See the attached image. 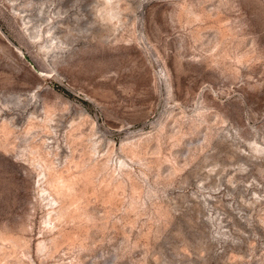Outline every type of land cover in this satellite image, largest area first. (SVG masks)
I'll list each match as a JSON object with an SVG mask.
<instances>
[{
    "label": "rangeland",
    "instance_id": "374dc122",
    "mask_svg": "<svg viewBox=\"0 0 264 264\" xmlns=\"http://www.w3.org/2000/svg\"><path fill=\"white\" fill-rule=\"evenodd\" d=\"M0 264H264V0H0Z\"/></svg>",
    "mask_w": 264,
    "mask_h": 264
},
{
    "label": "bare ground",
    "instance_id": "6f19581e",
    "mask_svg": "<svg viewBox=\"0 0 264 264\" xmlns=\"http://www.w3.org/2000/svg\"><path fill=\"white\" fill-rule=\"evenodd\" d=\"M48 188H42L41 193L45 196V199L48 201V205L55 206L58 204L57 200L51 194V191H54V187L49 182L47 183Z\"/></svg>",
    "mask_w": 264,
    "mask_h": 264
}]
</instances>
